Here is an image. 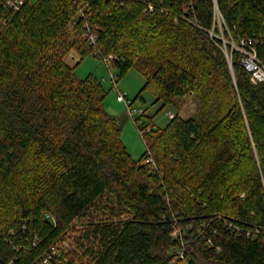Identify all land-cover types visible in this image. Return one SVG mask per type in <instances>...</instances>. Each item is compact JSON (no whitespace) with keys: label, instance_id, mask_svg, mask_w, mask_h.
<instances>
[{"label":"trees","instance_id":"16d2710c","mask_svg":"<svg viewBox=\"0 0 264 264\" xmlns=\"http://www.w3.org/2000/svg\"><path fill=\"white\" fill-rule=\"evenodd\" d=\"M218 10L228 39L264 33V0H0V264L52 244L54 264H264V81L237 50L231 69ZM88 55L140 72L163 107L203 104L135 158L102 82L75 76Z\"/></svg>","mask_w":264,"mask_h":264},{"label":"rangeland","instance_id":"374dc122","mask_svg":"<svg viewBox=\"0 0 264 264\" xmlns=\"http://www.w3.org/2000/svg\"><path fill=\"white\" fill-rule=\"evenodd\" d=\"M216 18L220 29L218 36L223 38L224 50L232 60V52L234 49L236 50L239 40L231 36L229 39L226 38L223 27L224 21L219 10ZM65 60L68 64L74 66L80 60V56L75 50H70ZM111 68L114 73L119 74V71L114 66H111ZM90 75L98 78L108 92L105 98L106 109L112 115L119 117V121L122 123V138L128 150L135 158H140L147 150L146 142L141 131L142 128L146 126L151 127V129L163 128L167 126L171 118L175 117V115L191 118L197 114L203 104V101L197 94H188L187 96L178 98L175 103L163 107L162 101L155 102L156 96L150 90L142 91L141 96H139L145 83V78L140 72L131 69L116 84H113L109 79L110 71L107 64L94 55L84 57L75 68V76L77 79H83ZM104 78H107V80H104ZM120 91L125 92L128 98L133 100L134 107L138 110L145 111V115L141 117L143 123L141 119H138V122L131 118L128 113L127 104L117 100V95ZM135 118H138V115ZM148 132L149 130L146 129L144 135Z\"/></svg>","mask_w":264,"mask_h":264},{"label":"built area","instance_id":"2783aa9c","mask_svg":"<svg viewBox=\"0 0 264 264\" xmlns=\"http://www.w3.org/2000/svg\"><path fill=\"white\" fill-rule=\"evenodd\" d=\"M1 1H5L10 8H13L14 10H19L26 0H1ZM260 38L264 39V33L260 34L258 37L255 38H250V37L241 38L236 47V50L242 53V63L244 67L247 69V71L250 72L251 80L254 83H259L264 81V64L259 59L258 52L254 44V42H257ZM90 41L91 43H95L96 36L92 34L90 36ZM112 58L113 56L110 55L109 57H104L102 61H104L109 68L110 71L109 79L113 82V84H116L119 80V74L114 73L111 68L110 60ZM104 80H107V78H104ZM117 100L119 102H125L127 104V109L130 117L135 119L136 121H138V119H141V117L145 115V111L138 110L136 107L133 106V100H130L125 92L120 91L119 94L117 95ZM136 115H138V118H135ZM141 122L143 123L142 119ZM146 129L150 131L151 127L146 126L141 129L143 137ZM145 162L148 163L153 169H157V162L155 161L151 151L148 152V156L146 157ZM44 216L45 218L49 219L51 222L55 223L56 220L52 213L46 211L44 212ZM23 229L27 230L26 224L23 225ZM38 241H39V237L35 235L34 244L37 245ZM11 245L14 246V249L17 252L23 249V244L21 243L15 244L13 241H11ZM179 253H180V257L183 258L184 257L183 250H181ZM60 255H62V247L59 246L58 244H52L49 247V249L46 250L44 254H42L39 259H36L32 264H54L55 259ZM16 259H17V255H14L11 259H8L6 264H14Z\"/></svg>","mask_w":264,"mask_h":264},{"label":"water","instance_id":"95a60500","mask_svg":"<svg viewBox=\"0 0 264 264\" xmlns=\"http://www.w3.org/2000/svg\"><path fill=\"white\" fill-rule=\"evenodd\" d=\"M223 40V38H221ZM224 41V40H223ZM228 57V60H229V63H230V66H231V69L233 70V66H232V62H231V59L229 58V56L227 55Z\"/></svg>","mask_w":264,"mask_h":264},{"label":"crops","instance_id":"0c3cea01","mask_svg":"<svg viewBox=\"0 0 264 264\" xmlns=\"http://www.w3.org/2000/svg\"><path fill=\"white\" fill-rule=\"evenodd\" d=\"M116 117H117V119H118V121H119V120H120V119H119V117H118V116H116ZM119 123H120V124H121V126H122V123H121V121H119Z\"/></svg>","mask_w":264,"mask_h":264}]
</instances>
